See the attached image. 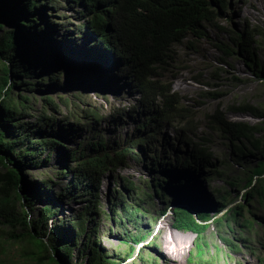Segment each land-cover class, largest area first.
Wrapping results in <instances>:
<instances>
[{
  "label": "rangeland",
  "instance_id": "1",
  "mask_svg": "<svg viewBox=\"0 0 264 264\" xmlns=\"http://www.w3.org/2000/svg\"><path fill=\"white\" fill-rule=\"evenodd\" d=\"M61 2L48 9L38 6L40 11H46L47 30L40 41L36 40L40 44H31V48L40 51V61L41 55L45 59L34 60L27 68L31 71L28 78L23 77L24 81L32 80L34 87L30 89L17 83L14 91L34 95V110L23 118L35 131L33 138L61 142L52 151H45L37 159L39 163L21 167L25 194L31 199L29 219L39 218L48 203L58 209L52 216L54 223L40 226L41 236L50 244L72 239L71 222L88 204L86 198L82 201L59 198L72 180L70 173L64 175L59 170L76 164L68 151L81 143L85 145L88 140L103 138L111 147H116L137 133L152 136L149 129H138L148 111L141 106V94L134 83L117 70L124 63L108 54L102 66H95V56L88 54L87 48L97 39L91 30L81 28L85 23L79 13L83 7L73 6L66 0ZM229 3L227 9L221 10L216 23H204L207 35L189 33L183 42L173 45L172 63L159 71L160 79L171 84L172 90L183 97L178 111L172 115L171 122L156 124L161 133L150 138L148 144L138 146L136 154L132 153L124 166L102 175L98 191L101 212L88 217L86 233L78 237L71 256L64 257L62 264H86L93 242L100 252L109 256L125 255L129 250L124 243L125 234L134 235L138 231L147 237L136 246L135 256L124 264H187L199 236L175 226L174 210L192 204H198L209 214L204 220L209 226L202 239L208 243L210 256L218 255L220 264H264V203L255 198L248 204L245 197L264 179V174L254 173V168L264 162V117H256L247 107L264 112V0H229ZM218 25L225 28L220 29ZM252 27H257L261 35L253 40L250 52L243 51L233 37L238 38V33L245 35V29ZM4 28L13 27L6 24ZM52 53L58 54L51 56ZM47 96L53 104L46 102ZM78 110L80 114L84 110H96L100 116L97 119L72 117ZM180 111L184 116H178ZM216 112L233 122L259 125L257 137L262 141L261 148L254 149V154L236 156L229 139L216 126ZM4 123L10 131L13 123ZM8 137L15 138L12 134ZM201 145L213 153L212 167L196 171L182 161L194 147L198 149ZM22 148V145L16 148V154ZM48 155L49 160L45 161ZM48 179L49 186L45 184ZM118 191H123L126 200L139 209L137 225L134 221L120 225L113 219L110 208ZM240 203L247 208L239 222L233 223L232 228L226 222L217 226V219ZM244 219L251 221V227H242ZM55 225L59 236L51 240L50 230ZM9 229L7 223L0 227V264H55L48 256L53 250L45 253L22 238L11 239ZM166 231L187 237L181 243L183 254L176 252V256H168L163 244ZM32 252L33 255H27ZM42 254H46V260L39 262Z\"/></svg>",
  "mask_w": 264,
  "mask_h": 264
},
{
  "label": "trees",
  "instance_id": "2",
  "mask_svg": "<svg viewBox=\"0 0 264 264\" xmlns=\"http://www.w3.org/2000/svg\"><path fill=\"white\" fill-rule=\"evenodd\" d=\"M61 1L0 0V30H4L0 33V60L3 61L0 75V227L5 223L10 226L11 239L22 238L39 246L45 253L53 250L61 258L58 259L51 251L52 253L48 255L49 260L55 264H62L64 257L71 256L78 237L86 233L88 217L95 212H101L98 191L102 175L108 170L124 166L126 159L138 146L148 144L150 138L161 133L162 129H156V124L171 122L172 115L178 111L183 97L172 90L171 84L164 83L160 79L159 71L172 63L173 45L183 42L189 33L200 37L207 35L204 23H216L221 10L227 9L230 4L229 0H66L73 6L83 7L79 12L85 20L81 28L91 30L96 36L97 42L87 48L88 54L95 56L94 65L102 66L109 58L108 54L124 63V66L117 70L122 71L134 83V87L141 94L140 104L148 111L147 117L138 125V129L140 131L149 129L152 136L142 132L137 133L131 140L128 139L124 144L116 147H111L103 138L98 141L88 140L85 145L81 143L75 150L68 151L69 157H73L76 164L73 167L67 165L65 169L59 170L61 174L70 173L72 176V180L64 187L59 198L61 200L63 197H70L76 201L86 198L88 204L84 206L79 217L71 222L74 229L72 239L60 244L53 241L55 244H50L41 236L40 226L47 227L50 222L54 223L52 216L58 209L54 208L53 203H48L43 207L39 218L29 219L31 213L28 210L30 206L28 201L31 199L25 194L26 184L21 167L39 163L37 159L41 158L45 151H52L61 142L45 137L33 138L35 131L23 118L31 115L34 110L32 107L34 95L18 94L14 91L17 83L30 89L34 87L32 80L24 81L23 77L31 73L27 68L28 66L30 68L34 60L41 62L45 59L41 55L40 61V51L31 48V44H40V42L36 44V40L40 41V36L47 30L44 19L46 11H40L38 6L48 9L50 6L62 3ZM6 24L13 28L5 29ZM218 27L225 28L219 25ZM245 30V35L238 33V38L233 37V39L243 51L250 52L253 40L261 35V31L257 27ZM23 45L26 49L22 48ZM57 54L52 53L51 56ZM45 100L48 104L54 102L48 96ZM247 107L256 117H264L263 111ZM80 113L81 111L78 110L77 113H72V117L92 116L97 119L100 116L96 110H84L82 114ZM178 114L179 117L184 116L183 111ZM214 118L217 128L229 139L236 156L254 154V149L261 148L262 141L257 137L258 131L261 130L259 125L233 122L225 119L219 112L215 113ZM5 121L13 123L10 131L5 129ZM9 134L15 138L9 139ZM21 145L22 151L16 154L15 149ZM193 149L182 163L195 167L196 171L198 168H211L213 153L203 145ZM49 156L45 161L49 160ZM254 173L264 174V162H260L254 168ZM49 180L45 181L47 186L50 184ZM245 197L248 198V204L258 198L263 205L264 179H260ZM189 206L174 210L175 226L182 230L193 231L199 236L187 264H220L219 256H210L208 243L202 239L209 224L199 222L192 209L197 211L199 219L203 221L209 217V214L201 210L198 204ZM245 207L247 208L246 204H237L232 211L217 219V226L226 222L228 227L232 228L233 223L239 222ZM110 209L113 219L120 225L128 221H134L135 225L139 222L137 219L139 209L126 200L123 191H118ZM251 225L249 219H244L242 227H251ZM58 233V227L52 226L49 239L56 240ZM125 235L124 243L129 246L125 255L109 256L100 252L97 244L93 242L86 264L126 263L135 256L136 246L144 242L147 236L139 231L134 235L129 233ZM27 252L30 253L31 250ZM27 255L31 256L33 252ZM45 257L46 254L39 256V262L46 260Z\"/></svg>",
  "mask_w": 264,
  "mask_h": 264
},
{
  "label": "bare ground",
  "instance_id": "3",
  "mask_svg": "<svg viewBox=\"0 0 264 264\" xmlns=\"http://www.w3.org/2000/svg\"><path fill=\"white\" fill-rule=\"evenodd\" d=\"M186 239L187 237H184L178 233H174V232L169 233L166 231L165 234H163V244L168 249L167 250V253L169 254L168 256L174 257L176 256V252L183 254L185 251H183L184 247H183V244L181 243L185 242Z\"/></svg>",
  "mask_w": 264,
  "mask_h": 264
},
{
  "label": "clouds",
  "instance_id": "4",
  "mask_svg": "<svg viewBox=\"0 0 264 264\" xmlns=\"http://www.w3.org/2000/svg\"><path fill=\"white\" fill-rule=\"evenodd\" d=\"M193 214H194L195 217L199 220V222H203V223H205L203 220H200V219H199V215H198L197 211H196V212H193Z\"/></svg>",
  "mask_w": 264,
  "mask_h": 264
}]
</instances>
